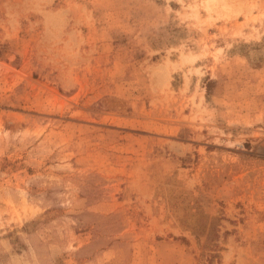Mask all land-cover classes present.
Listing matches in <instances>:
<instances>
[{
	"label": "rangeland",
	"instance_id": "rangeland-1",
	"mask_svg": "<svg viewBox=\"0 0 264 264\" xmlns=\"http://www.w3.org/2000/svg\"><path fill=\"white\" fill-rule=\"evenodd\" d=\"M0 264H264V0H0Z\"/></svg>",
	"mask_w": 264,
	"mask_h": 264
},
{
	"label": "bare ground",
	"instance_id": "bare-ground-1",
	"mask_svg": "<svg viewBox=\"0 0 264 264\" xmlns=\"http://www.w3.org/2000/svg\"><path fill=\"white\" fill-rule=\"evenodd\" d=\"M216 1V0H207V4L209 5V3Z\"/></svg>",
	"mask_w": 264,
	"mask_h": 264
}]
</instances>
